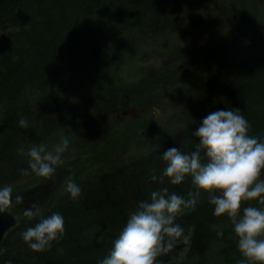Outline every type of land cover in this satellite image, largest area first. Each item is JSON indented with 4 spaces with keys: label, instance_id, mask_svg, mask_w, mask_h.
Masks as SVG:
<instances>
[{
    "label": "trees",
    "instance_id": "obj_1",
    "mask_svg": "<svg viewBox=\"0 0 264 264\" xmlns=\"http://www.w3.org/2000/svg\"><path fill=\"white\" fill-rule=\"evenodd\" d=\"M26 1L0 0V186L11 185L13 195L23 197V203L10 209L16 225L0 243V264L8 260L12 264H98L109 254L129 214L141 201H149L152 191L167 188L169 194L188 198L193 190L191 177L178 185L171 184L167 177L159 179L166 166L160 155L171 147L194 151L198 138L193 131L210 112L238 110L248 121V134L264 142V55H260L235 63L229 77L215 90L203 89L201 101L184 110V126L170 139L154 142L146 152L129 157L117 151L108 153L112 161L77 184L81 194L75 200L65 189L61 193L71 174L66 165L57 166L51 179L19 185L30 176L20 172L28 167V157L21 154V148L27 150L63 131L84 137V144H96L91 135L96 126L79 121L75 91H79L81 82L89 86L109 83L113 67L117 69L130 51L125 46L128 34L144 39L166 31H187L206 17L222 22L233 17L235 2L40 0L36 11L39 17L33 21L36 25L26 28L13 17ZM251 1L256 4L258 0ZM180 2L182 7L172 11ZM13 20L16 32L8 33L6 26ZM66 69L77 77L67 78ZM66 84L71 87L68 92ZM98 94L99 90L94 95ZM126 95L121 98L126 99ZM119 110L111 115L120 117ZM21 118L28 121L27 128L19 126ZM152 175L158 179L153 181ZM33 203L39 205L43 216L57 212L65 221L64 235L43 252L32 251L20 235L38 222L23 216ZM212 213L213 206L202 193L194 210L185 209L177 216L175 223L184 229L188 242L177 243L183 237L178 239L171 252L158 258L161 264L174 258L182 246H187V254L192 251L199 259L204 258L218 225V217ZM221 264H233V260L224 257Z\"/></svg>",
    "mask_w": 264,
    "mask_h": 264
},
{
    "label": "rangeland",
    "instance_id": "obj_2",
    "mask_svg": "<svg viewBox=\"0 0 264 264\" xmlns=\"http://www.w3.org/2000/svg\"><path fill=\"white\" fill-rule=\"evenodd\" d=\"M234 1L233 17L222 22L206 17L187 31H166L144 39L128 34L125 46H129L130 51L117 69L113 67L109 83L89 86V83L81 82L79 91H75L79 121L96 126L95 132L91 133L96 144H84L87 140L72 131L59 132L43 142L52 150L62 138H68L69 147L59 165H66L71 170L65 185L68 180L76 184L88 180L91 172L92 176L97 168L112 161L107 155L110 152L117 151L129 157L146 152L154 142L170 139L184 126L181 119L184 110L201 101L203 89L212 88L213 91L222 85L229 77V70H233L239 60L264 55V3L259 4V0L256 4L251 0ZM39 4L40 0L26 1L13 15L16 16L14 20L17 18L26 28L36 25L33 21L39 17L36 13ZM182 5V2L175 4L176 10H171L177 12ZM14 20L6 26L10 30L8 33L16 32ZM64 72L67 78L77 77L72 70ZM65 88L67 92L71 90L67 84ZM97 90L99 94L95 96ZM126 92L130 94L126 95ZM124 95L126 99L121 98ZM130 107L137 110V117L122 116L121 113L122 118L111 115L119 108L121 112ZM40 179L31 174L19 185H29ZM64 189L63 185L61 193ZM247 206L264 207L252 200L242 202L241 210ZM216 222L214 241L202 260L192 251L187 254V246H182L174 258L166 259L162 264H221L224 257L226 261L233 260V264H238L241 254L227 215L218 217ZM221 229L224 236L218 237L217 231ZM183 242L184 238L177 243Z\"/></svg>",
    "mask_w": 264,
    "mask_h": 264
},
{
    "label": "clouds",
    "instance_id": "obj_3",
    "mask_svg": "<svg viewBox=\"0 0 264 264\" xmlns=\"http://www.w3.org/2000/svg\"><path fill=\"white\" fill-rule=\"evenodd\" d=\"M18 123L22 128L28 127L23 118ZM249 127L238 110L219 109L208 113L193 131L198 138L194 151L171 147L160 155L166 166L159 179L167 177L171 184L178 185L190 176L193 190L187 199L169 194L167 188L152 191L150 200L141 201L129 214L109 254L98 264H161L158 258L171 252L178 239L183 237L188 242L184 229L175 220L185 209L194 210L202 193L207 194L208 203L213 206V216L227 215L241 254L238 264H264V207L247 206L241 210L246 201L256 200L264 205V142L250 136ZM69 143L64 137L52 150L43 143L27 150L21 148V154L28 157V167L20 170L21 175L51 179L63 163L62 155ZM151 179L156 181L158 177L152 175ZM65 192L75 200L81 188L68 180ZM21 203L23 197L14 196L11 185L0 186V213ZM23 216L29 221L38 219L20 233L32 251L43 252L64 235L65 221L60 213L45 217L39 205L33 203ZM217 236H224L222 229Z\"/></svg>",
    "mask_w": 264,
    "mask_h": 264
},
{
    "label": "water",
    "instance_id": "obj_4",
    "mask_svg": "<svg viewBox=\"0 0 264 264\" xmlns=\"http://www.w3.org/2000/svg\"><path fill=\"white\" fill-rule=\"evenodd\" d=\"M121 114L124 116H131L136 117L137 116V110L135 108H127L123 111H121ZM16 224V218L14 214L9 211L5 213H0V243L4 237V235L15 226Z\"/></svg>",
    "mask_w": 264,
    "mask_h": 264
}]
</instances>
